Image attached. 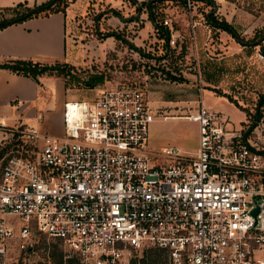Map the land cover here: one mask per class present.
I'll use <instances>...</instances> for the list:
<instances>
[{
	"label": "built area",
	"instance_id": "obj_1",
	"mask_svg": "<svg viewBox=\"0 0 264 264\" xmlns=\"http://www.w3.org/2000/svg\"><path fill=\"white\" fill-rule=\"evenodd\" d=\"M184 3L190 12L192 0ZM196 79L180 113L196 123L191 149L148 145L154 108L126 82L66 99L59 134L25 122L30 152L0 153L1 264L39 233L81 264H130L146 247L163 264H264V150L253 128L244 134L248 123L233 127L207 106Z\"/></svg>",
	"mask_w": 264,
	"mask_h": 264
},
{
	"label": "rangeland",
	"instance_id": "obj_2",
	"mask_svg": "<svg viewBox=\"0 0 264 264\" xmlns=\"http://www.w3.org/2000/svg\"><path fill=\"white\" fill-rule=\"evenodd\" d=\"M212 1L213 7L205 0L194 3L190 12L179 0L156 2L151 8L152 15L165 25L168 33H174L173 42L168 40L166 47L143 4L137 10L130 0H61L60 4L66 3L67 51L66 57L60 59L72 64L78 79H69L65 87L59 77L47 99L46 114L62 121L66 99L87 97L98 87L117 82L131 83L143 89L154 108L155 119L148 124V145L191 149L197 143L196 123L176 117L191 107V99L198 92V72L204 87L203 100L222 111L233 127L248 123L244 134L254 120L255 126L250 127L253 129L248 134L257 140L258 149H263L264 100L259 105L256 102L264 89V53L261 52L264 50V0ZM221 6H224V13L230 15L228 21L239 35L255 38L253 43H246L241 49L230 46L228 32L219 33L209 27L206 12L213 8L215 15L224 17L221 9H217ZM112 10L118 11L121 18L113 15ZM165 18L168 24L163 23ZM190 19L199 23L191 28ZM107 31L118 32L122 37L106 35ZM93 72H100L102 80L88 87L84 78ZM42 74L49 75L46 72L39 75ZM209 87L228 92L243 110V117L233 103L216 96L217 90L212 92ZM256 106L259 114L253 119ZM22 127L21 124L13 127L8 139L0 143L3 146L10 142L4 151L12 150L13 144H24L30 152V144L21 138L19 129ZM59 251L63 253L61 264H66L65 256L73 254L56 238L39 233L28 249L10 250L3 264H60ZM261 254V249L254 250L255 257ZM134 257L135 264H163L160 252L152 254L149 247L138 251Z\"/></svg>",
	"mask_w": 264,
	"mask_h": 264
},
{
	"label": "crops",
	"instance_id": "obj_3",
	"mask_svg": "<svg viewBox=\"0 0 264 264\" xmlns=\"http://www.w3.org/2000/svg\"><path fill=\"white\" fill-rule=\"evenodd\" d=\"M17 1H26L31 5L43 0H0V6L12 5ZM197 2L201 3V0H192L191 7ZM211 4L213 7V2ZM217 9H221V12L224 13V6L217 7ZM66 13L65 10L64 13L54 11L47 15L29 17L21 22L11 23L0 28V60L7 57L65 58L67 51ZM224 17L222 18L227 21L231 19L228 13H224ZM190 21L193 23L191 28L199 23L192 19ZM215 29L219 33L226 32L225 30ZM204 32L205 30L203 36ZM228 36L232 37H229L228 44L241 49L244 43L240 44L241 42L230 33ZM38 79L40 83L28 75L13 72L6 67H0V143L8 139L10 130L13 127L19 124L24 126L25 122H34L40 129L53 134H59L62 131L61 119L56 120L53 116L46 114L47 99L50 97L53 88L57 86L60 78L55 75L42 74L38 76ZM203 88H201V92ZM210 89L212 92L215 91L213 87ZM214 94L233 103L222 93L216 91ZM17 97L21 100L13 103ZM206 104L211 107L208 103ZM234 106L242 112L243 117V110L235 104ZM214 108L218 109L217 107ZM223 111L228 112L227 109H223ZM34 115H38L39 118H34Z\"/></svg>",
	"mask_w": 264,
	"mask_h": 264
},
{
	"label": "trees",
	"instance_id": "obj_4",
	"mask_svg": "<svg viewBox=\"0 0 264 264\" xmlns=\"http://www.w3.org/2000/svg\"><path fill=\"white\" fill-rule=\"evenodd\" d=\"M130 1L133 4H135V8L137 10L139 9V5L141 4L145 6L147 10L148 18L153 24L154 29L158 31L161 37H163L164 45L167 47L168 36H169L168 29L165 27V25L161 23V21L157 22L151 12L152 6L156 2L162 0H142L139 2H137L136 0H130ZM179 1H182L184 3V0H179ZM60 2L61 0H43L39 3L28 5L26 1H17L12 5L0 6V28H3L11 23L21 22L29 17L38 16V15H47L48 13L54 11H61L64 13V8L66 3L63 5L60 4ZM205 2L211 4L213 1L205 0ZM112 14L121 18V15L116 10H112ZM205 20L209 26L229 32L241 43L246 44V43L254 42L255 38L248 39L240 36L239 33L236 31L235 27L226 19L215 15L213 13L212 8H210L209 11L206 12ZM105 34L106 35L110 34L115 37H122L121 34L115 31H107L105 32ZM261 52L264 53V50L262 49ZM0 67H6L13 72L28 75L38 83H40L38 79V75L43 72L62 78L65 87L68 86L69 79H78V76L77 74H75V70L73 69L72 64H70L66 60H62L59 58H52L50 61L47 60L41 61L39 59L31 58V57H7L0 60ZM101 80H102V74L100 72H93L89 74V76L84 78L85 85L88 87L95 85L97 82H100ZM217 92L226 95L229 100H231L235 105H238L236 100L228 92H224L220 90H217ZM263 100H264V89L258 96L256 102L257 105L261 104ZM258 114H259V109L258 106H256V111L253 113V119L257 118ZM253 123L254 120L251 121L250 127L253 125ZM9 143L10 142H7L5 145L0 146L1 147L0 153H2L4 150L7 149ZM24 147H26V145L24 144H17V145L13 144L11 147L12 148L11 151L15 153H20V152L24 153L23 150ZM149 250H151L152 254H157L160 252L162 256V253L159 249L149 247ZM62 254L63 253L59 251L58 258L60 264L63 262L61 258ZM149 258L154 259V256H149ZM65 260L67 261L66 264H81L78 262V260L74 255L65 256ZM162 263H163V258H162ZM130 264H135V257L131 259Z\"/></svg>",
	"mask_w": 264,
	"mask_h": 264
},
{
	"label": "water",
	"instance_id": "obj_5",
	"mask_svg": "<svg viewBox=\"0 0 264 264\" xmlns=\"http://www.w3.org/2000/svg\"><path fill=\"white\" fill-rule=\"evenodd\" d=\"M251 211H252V212H255V211H256V207H253V208L251 209Z\"/></svg>",
	"mask_w": 264,
	"mask_h": 264
},
{
	"label": "bare ground",
	"instance_id": "obj_6",
	"mask_svg": "<svg viewBox=\"0 0 264 264\" xmlns=\"http://www.w3.org/2000/svg\"><path fill=\"white\" fill-rule=\"evenodd\" d=\"M178 117H182V116H177L176 118H178Z\"/></svg>",
	"mask_w": 264,
	"mask_h": 264
}]
</instances>
